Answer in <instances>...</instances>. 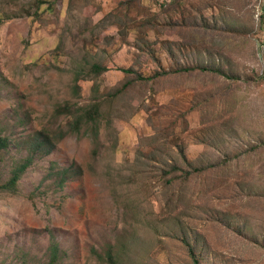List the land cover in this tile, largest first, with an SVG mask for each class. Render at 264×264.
<instances>
[{
    "label": "rangeland",
    "instance_id": "1",
    "mask_svg": "<svg viewBox=\"0 0 264 264\" xmlns=\"http://www.w3.org/2000/svg\"><path fill=\"white\" fill-rule=\"evenodd\" d=\"M0 136V264H264V0H0Z\"/></svg>",
    "mask_w": 264,
    "mask_h": 264
},
{
    "label": "trees",
    "instance_id": "2",
    "mask_svg": "<svg viewBox=\"0 0 264 264\" xmlns=\"http://www.w3.org/2000/svg\"><path fill=\"white\" fill-rule=\"evenodd\" d=\"M203 70H208V71H214L218 74H222L223 72H221L220 70H217V69H210L209 68H201ZM108 70L107 69H103L99 66H93L92 68V72L96 75H100L102 73H105L107 72ZM189 71H193V68H189V67H186V68H181V69H178V73H182V72H189ZM119 72H122L126 75H136L135 72L131 71V70H123V69H119ZM159 76H163V75H168V72H164V73H161V74H158ZM139 79L141 80H144L142 79V77H138ZM152 79H147L146 81H151ZM8 146V140H3V138L0 136V151L1 149L3 148H7ZM30 165V162L27 161L25 162L24 164H22L20 167H18L14 173H13V176L10 178V180L3 186H0V189H12L16 184L17 182L20 180L22 174L26 171V169L28 168V166ZM188 247V252H189V255L193 261V264H200L199 260L197 259L196 257V254H195V250L192 246H190L189 244L187 245Z\"/></svg>",
    "mask_w": 264,
    "mask_h": 264
}]
</instances>
